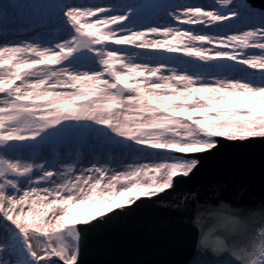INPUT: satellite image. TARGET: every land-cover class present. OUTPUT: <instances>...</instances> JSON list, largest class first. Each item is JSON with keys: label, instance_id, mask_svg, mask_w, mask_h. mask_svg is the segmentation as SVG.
<instances>
[{"label": "snow or ice", "instance_id": "obj_1", "mask_svg": "<svg viewBox=\"0 0 264 264\" xmlns=\"http://www.w3.org/2000/svg\"><path fill=\"white\" fill-rule=\"evenodd\" d=\"M218 2L222 7L197 15L203 5L171 3L168 0H115L107 3L47 0L40 4L0 0V93H5L6 88H11L15 81H20L0 101L3 105L0 106L2 264H12L6 258L8 256L16 257L15 264H78L81 236L87 229L76 227L73 204L77 207L88 203L93 205L96 210L89 211L87 217H102L95 224H88L89 228H94L112 219L105 215V209L132 210L124 208L121 198L124 204H132L141 196L151 197L165 192L173 187L174 177L189 178L201 164L200 157L175 153L214 150L218 145L216 137L233 141L264 138V71L249 72L242 67L248 65L264 69V10L254 8L246 0ZM229 4L232 6L227 7ZM227 13H231L234 19L229 25L214 23L211 31L216 36L203 29V34L189 35L190 41H207L209 44L216 41L222 45L215 49L195 44L185 46L188 54L198 57L203 63L183 61L178 56L162 60L157 58V54L131 52L128 48L103 42L111 36H119L115 40L116 45L131 43L128 34L139 40L145 34L140 29L153 34L160 31L165 34L178 33L179 28L172 26L169 17L172 20L183 18L187 24H203L205 18H210L211 22L223 21ZM84 16H93L99 23L114 24V27L107 28V35L97 39L85 34L83 27L78 26L80 18ZM160 19L166 22L157 23ZM225 28L236 34L227 35L226 39L218 38L225 35ZM192 31L189 29V33ZM9 35L13 38H9ZM60 39L63 43L56 42ZM54 42L55 47H52ZM232 42L238 43L229 48ZM136 47L148 49L157 45L144 40ZM248 48L259 49V54H250L246 51ZM65 50L67 55H63ZM169 51L176 49L170 48ZM114 58H118L121 67L129 72L140 68L149 75H155L161 71L159 80L147 81V99L139 88L118 86L124 84L125 80L121 71L113 70L110 65V60ZM135 59L155 62L160 67H149L148 63L136 64ZM48 61L52 64L63 61L66 66L62 63L59 68L21 71L32 69L34 65H45ZM97 62L103 66L102 69H97ZM9 64L10 68H4ZM165 64L174 66L165 68ZM162 69L170 75H163ZM113 78L115 82H110ZM82 80L102 81L98 100L109 103L96 102L93 106V102H89L76 106L75 101L88 100L85 92L71 91ZM162 88L170 89L173 95L156 94V90ZM31 97L51 107L41 109L39 104L25 103ZM169 101L173 102L169 104ZM114 104H123L129 109L139 105V113H147L139 121H133L136 132L126 130L119 123H111V115L105 114L104 110ZM37 111L47 112V115L37 118ZM197 115L199 118L194 119ZM104 125L107 127H102ZM50 145L63 146L65 154L49 159L45 152ZM74 145L90 151L93 157L73 160L71 149ZM116 146L125 155L132 154V164H126L123 159H114L111 155H99L110 152ZM84 164L91 167L85 168ZM113 164L126 167L128 171L112 175L106 186L110 191L107 195H100L97 188L106 173L116 171L111 167ZM78 165L80 175L75 176ZM149 168L159 172V178L138 181L136 178L146 176ZM54 173L63 177L64 182L54 179ZM119 175L128 177L131 186L124 184L117 190L113 182L118 180ZM70 176H75V181L68 179ZM91 181L94 183L90 185L89 195L84 191L83 184ZM77 189L78 194H74ZM29 200L31 204L25 214L24 205ZM57 204L68 206L67 210L64 207L53 210ZM49 210H52L51 217L43 220ZM22 220L25 222L22 223ZM254 220L255 214L252 220L244 221L238 233L244 235L252 230ZM260 223L264 224V215L260 217ZM30 228L34 230L29 231ZM66 236L71 238L70 241L65 239ZM259 240L260 247L251 253L256 258L244 256L243 264H249V259L250 264H264V230L260 231ZM218 251H231L234 257L241 258L243 249L235 245L230 249L228 244L219 242ZM206 264H229V261L211 257Z\"/></svg>", "mask_w": 264, "mask_h": 264}, {"label": "water", "instance_id": "obj_2", "mask_svg": "<svg viewBox=\"0 0 264 264\" xmlns=\"http://www.w3.org/2000/svg\"><path fill=\"white\" fill-rule=\"evenodd\" d=\"M264 5V0H251ZM214 150L191 153L201 164L189 178L175 177L172 188L151 197L141 196L124 208L131 211L112 217L106 223L89 228L80 224L82 233L78 264H206L211 257L223 258L229 264H243V257L261 244L264 230V138L244 140L215 138ZM143 201V202H141ZM240 209L245 221L253 219L252 230L244 235L223 236L231 249H243L241 258L231 251L212 254L200 252L197 241L202 232L215 223L210 215L221 204ZM249 259V264H250Z\"/></svg>", "mask_w": 264, "mask_h": 264}, {"label": "rangeland", "instance_id": "obj_3", "mask_svg": "<svg viewBox=\"0 0 264 264\" xmlns=\"http://www.w3.org/2000/svg\"><path fill=\"white\" fill-rule=\"evenodd\" d=\"M23 2L25 3H36V4H40V3H45L47 2V0H23ZM93 2H97V3H107V2H115V0H93ZM168 2L171 3H189L192 5H203L204 7L201 8V12L197 13V15H201L203 14L205 11H211L213 10V8H219L222 7L221 4H219L218 0H168ZM233 3H235V0H233ZM232 5L229 4L227 5V7H231ZM253 6V5H252ZM256 9L262 10L260 9V7L258 8L257 6H253ZM177 11H181L180 9H177ZM98 15V14H97ZM171 21V24L173 27H177L179 28V30L183 31V35L179 38L177 37H173V35L175 33L172 34H165L163 31H160L158 33H149L147 32L145 29H140L141 31H143L145 34L144 36H142L139 40H136L135 38L131 37V34L129 33V38L131 39V43H126L124 45H116L115 40L119 38V36H111L109 37V39L107 41H103L104 43H107L111 46L114 47H123V48H128L130 49L131 52H149V53H153V54H157V58L158 59H162V60H166L168 57H172V56H178L181 57V59L183 61H192L195 60L198 63H203V61H200L198 57H195L193 55L188 54L184 49L186 45L189 44H195L197 46H203L205 48H211V49H215L217 47H222V45H220L218 42L214 41L212 44L207 43V41H190L189 40V35L190 34H203L201 33V29H203L206 32H209V34L216 36L215 32L211 31V27L214 23H222L224 25H229L232 23L233 21V17L231 13H227L226 14V18L223 21H217V22H211L210 18H205V21L203 24H193V27L190 28L193 31L191 33H189V28H187L185 25L186 23L184 22V19L182 18L181 20H172L171 17L168 18ZM126 21H119L118 23H125ZM166 21L163 19L157 20V23L159 24H164ZM78 26H82L83 27V32L85 34H91L92 36H94L97 39H102V37L104 35H107L106 29L107 28H111L114 27V24H101L99 23L93 16H84L81 17L79 20V25ZM242 30H247V29H242ZM225 35L222 37H218V38H223L226 39L227 35H233L236 34L233 31L228 30L227 28H225L224 30ZM9 38H13L11 35H9ZM170 39V41L168 42L167 40ZM144 40H149L153 43H155L157 45V47L155 48H148V49H142V48H138L136 47L137 44L141 43ZM0 42H2V38H0ZM58 43H63V40L60 39L58 41H56ZM238 42H232L229 45V48H231L234 44H236ZM52 47H55V42L52 45ZM176 49V51L174 52H170L169 49ZM160 49H163L165 52L163 55H160L158 52ZM57 51V50H56ZM237 51H239V49H237ZM247 52H249L250 54H259V49H255V48H248L246 49ZM174 53V54H172ZM48 55H53V53H49ZM65 55H67V50H65ZM119 55V54H118ZM131 55L135 56L136 53H132ZM207 55H212V53H207ZM59 59V58H58ZM14 63V61H13ZM62 63H65L66 66V62L61 61L60 63H56V64H52L49 61L48 65H34L32 67V69H22L21 71H35L36 69L39 68H43V67H53V68H59L61 66ZM134 63L136 64H142V63H148L149 67H153V68H158L160 67L158 64H156L155 62H149L147 60H139V59H135ZM110 65L112 66L113 70H120L121 74L124 76V80L125 83L124 84H119V87H125V85L128 86V88H139L140 91L143 92L145 98L147 99V96L149 95V92L147 90V81L150 80H159L160 76H161V71H158L155 75H149L146 71H143L140 68H136L133 72H129L126 68H122L121 67V61L118 58H114L112 60H110ZM174 65L172 64H165V68L168 67H173ZM11 65H5L4 68H10ZM97 69H102L103 66H101L99 64V62H97L96 64ZM242 67L247 68V70L249 72H259V71H264V69L259 68L258 66L256 68H251L248 65H242ZM255 69V70H254ZM2 70V69H0ZM14 70V69H13ZM257 70V71H256ZM81 71H84V69H81ZM163 75H170V73H168L167 71H164L162 69ZM179 75H185V73L183 72H178ZM241 73H237V75H240ZM89 75H91V73H89ZM7 78V77H5ZM107 78V77H105ZM33 80L35 79V77L32 78ZM110 82H114V78L112 80H110ZM161 83H171L170 81H160ZM102 81L100 83H97L94 80H82L79 84H77V87L75 89H72L71 91H82L85 92L88 96V100L84 101V100H77L75 101V105L79 106L82 104H87L89 102H93V106H95L96 102L99 103H109V101L106 100H98V97L101 96V87H102ZM20 84V81H15V83L13 84V86H11V88H6L5 93H0V101H3L6 98V93L7 91L14 89L16 86H18ZM43 87V86H42ZM28 91H31V89H28ZM156 94L158 95H168L171 96L173 95V93L171 92L170 89L168 88H162V89H158L156 90ZM62 101H58L57 103H61ZM173 101H169L168 103L171 104ZM175 102L179 103V100H176ZM190 103V101H188ZM25 103H29V104H39L41 109H47L50 108L51 106L48 105L46 102L43 101H39L37 100V98L35 97H31L29 99V101H25ZM257 103L260 104L259 99L257 98ZM0 106H3L2 104H0ZM264 106V105H262ZM139 109V105H135L133 108L129 109L127 108L125 105L121 104V105H113L111 108L105 109V114H109L111 115V123L113 125L119 123L121 124L122 127H124L126 130L127 129H131L132 132H136V125L133 123V121H139L142 118V115H146L147 113L141 114L138 111ZM41 115H47V112H42V111H37V118H39ZM195 118H199V116L197 115ZM102 127H107V125H104ZM141 131H143V129H141ZM216 138H220V137H216ZM174 151V150H173ZM66 152V149L61 146V145H50L45 154L48 153V155L50 156L51 159L56 158V153H58V155H64ZM177 155H187V154H179V153H175ZM93 153H91L88 150H81L78 146H73L71 149V158L73 160L75 159H83V160H88L91 159L93 157ZM99 155H103V156H108L111 155L114 159H123L126 161V164H132L133 163V158H132V154H127L125 155V153L118 147H113L111 149L110 152H105L103 154H99ZM191 155V153L189 154ZM192 156V155H191ZM129 157H131V159H128ZM38 162H42V161H38ZM143 162H147V161H143ZM115 164L111 165V167H113ZM79 165L77 166V171L75 173V176L77 173L80 174V172H78L79 169ZM85 168L91 167L90 164H84ZM115 172H108L105 174V176L101 179V183L99 185V187L97 188V193L100 195H107V193L110 191V189L108 187H106L110 180H111V176L112 175H117L119 173H126L128 171V169L126 167H117V165H115ZM147 175H141L140 177H137L136 179L140 182H143L144 180H151V179H158L160 176L159 172H154L151 168L147 169ZM75 176H70L68 177V179L75 181ZM53 178H56V175L54 173ZM35 179V178H34ZM128 177H126L125 175H119L118 180L113 182L116 183V188L117 190H119V184H128ZM59 182H64V178L60 177V180H58ZM91 183H94V181H91L89 184H87V186L83 187L84 191L91 195ZM128 186H131L130 184H128ZM148 191H151V189H147ZM79 189L75 190L74 194H78ZM121 204H123V206H128L130 204H124V200L123 198L121 199ZM31 201L29 200L25 205H24V212L25 214L28 211V207L30 206ZM85 205V204H84ZM87 211L82 212L81 210V206L77 207L75 206V204H73L72 207V214L74 217H76L77 219V223H76V227H80L81 223L93 220V219H89L87 217V213L89 211H95L96 209L93 207V205L91 203L87 204ZM39 207V205H38ZM61 207H64L65 210H67L68 206H61L59 204L54 205L53 206V210H58ZM99 207H103V206H99ZM105 215L120 211L118 210V208H114L111 211L105 209ZM52 214V210H49L48 215L43 217V220H48L50 218V215ZM101 216H97L96 218H99ZM95 218V219H96ZM28 219H33L32 217H29ZM22 223H24L25 221L22 220ZM7 223L11 224L10 221H8ZM45 227H47V225H44ZM14 227V226H13ZM33 228H30L29 231H33ZM3 229L0 228V232H2ZM52 229L49 228V232H51ZM62 231V229H61ZM66 240L70 241V237L66 236L65 237ZM7 259H10L12 261V264H15L16 261V257L15 256H8L6 257ZM0 264H2V262H0ZM62 264V262H61Z\"/></svg>", "mask_w": 264, "mask_h": 264}, {"label": "clouds", "instance_id": "obj_4", "mask_svg": "<svg viewBox=\"0 0 264 264\" xmlns=\"http://www.w3.org/2000/svg\"><path fill=\"white\" fill-rule=\"evenodd\" d=\"M240 212V209H233L230 205L222 203L218 210L211 213L210 215L215 218V223L205 229L199 236L197 241L198 251L219 254L218 243L223 242L224 245H227V242L223 236H219L217 233L224 232L226 235L238 233L245 221L239 215Z\"/></svg>", "mask_w": 264, "mask_h": 264}, {"label": "bare ground", "instance_id": "obj_5", "mask_svg": "<svg viewBox=\"0 0 264 264\" xmlns=\"http://www.w3.org/2000/svg\"><path fill=\"white\" fill-rule=\"evenodd\" d=\"M45 155H47V156L49 157V159H51L50 156L48 155V153H46ZM128 159H131V157H129ZM112 168H115V165H114ZM61 170H62V169H61ZM116 170H118V169L116 168ZM78 172H80L79 169H78ZM79 175H80L79 173L76 174V176H79ZM55 179H56V180H60V177L56 176ZM122 185H124V184L120 183L118 188L120 189ZM85 186H87V184H83V187H85ZM121 199H122V198H121ZM87 207H88L87 204L83 205V206L81 207L82 212H84V211L86 212V211H87V210H86ZM118 210H119V208H118ZM121 210H122V209H121ZM50 217H51V215H50ZM79 228H80V227H79ZM53 258H54V259H58V258H56V257H53ZM254 258H256V257H253V259H254Z\"/></svg>", "mask_w": 264, "mask_h": 264}]
</instances>
